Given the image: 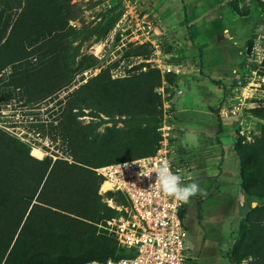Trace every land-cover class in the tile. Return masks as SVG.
<instances>
[{"label": "trees", "instance_id": "trees-1", "mask_svg": "<svg viewBox=\"0 0 264 264\" xmlns=\"http://www.w3.org/2000/svg\"><path fill=\"white\" fill-rule=\"evenodd\" d=\"M2 7L0 16L13 8L19 13L0 44V70L7 66L12 69V80L8 82L11 89L2 94L0 101H9L14 93L20 94L17 98L23 97L25 104L40 101L65 86L71 79L66 62H73L79 55L84 40L91 35L98 39L114 22L112 19L105 25L86 28L79 37V29L68 24L76 17L71 0H6ZM232 9L239 13L236 5ZM32 38L39 40L25 46ZM259 73L264 74V55ZM101 74L93 83L81 84L66 96L61 108L49 113L48 125L61 133L71 161L52 160L49 156L36 159L28 154L25 144L0 130V264H81L124 254L110 236L111 243L102 240L82 250L75 247L74 253L59 251L57 245L66 238L54 236H78L83 228L76 225H89L115 214L97 193L100 177L95 167L148 155L156 149L158 135L152 136L151 131L160 122V112L154 105L158 96L154 92L151 105L146 99V81L151 75L149 88L159 86L158 70L149 68L131 78L114 80ZM252 112L264 119V106ZM83 116L89 119L82 121ZM109 121L121 126L111 124L99 130ZM258 139L252 147L235 149L239 185L248 199V211L239 224L240 237L229 251L234 264L248 257L247 264H264V204L250 206L251 196L264 197V130ZM243 152L254 155L252 186L243 167ZM105 196L126 205L118 192H106ZM191 199L199 221L201 197ZM186 204L179 209L180 218Z\"/></svg>", "mask_w": 264, "mask_h": 264}, {"label": "rangeland", "instance_id": "rangeland-1", "mask_svg": "<svg viewBox=\"0 0 264 264\" xmlns=\"http://www.w3.org/2000/svg\"><path fill=\"white\" fill-rule=\"evenodd\" d=\"M136 1L143 9L149 12L150 17L155 24V16L157 15L160 17L164 7L157 6L154 8L152 1L150 0ZM71 2H74L75 4L74 14L76 17L74 20H69L68 24L75 26L76 29H79V37L85 34L84 32H86V28H91L96 24H99V26L105 25L112 19H114V22L110 24L107 32L98 39H96L95 35H91L84 40L79 48V55L73 62H66L65 68L69 71L71 79L65 86L40 101L30 103L27 102L25 104L23 102V97L19 99L17 96L20 94L16 95L15 93L9 101H0V130L2 133L25 144L29 149L28 154L40 160L45 156L50 157V155L57 153L65 154L67 152L65 140L63 139L61 133L51 129L48 122L50 118L49 113L52 110L61 108L68 94L78 88L81 84L86 82L93 83L99 77L100 72H102L101 75L103 77L108 75L110 80L123 77L131 78L139 72H145L149 68L152 69V66L157 63L156 55L153 53L155 44L143 40L141 38V34L136 35V29H132V31H135L132 32L130 28L126 27L123 21H118L124 9L125 2L123 0H71ZM237 2L241 3V6L239 8L237 7L239 13L247 12L249 10V6L253 7V16L255 20L253 23L251 22L250 31L256 29L258 32L264 34V27H259L264 24V3L258 2V0L228 1L229 4L236 6ZM5 3L6 0H0V8L2 6V8H4ZM18 13L19 9L13 8L3 11L0 16V44L5 41ZM178 19L179 21L182 19L180 13ZM116 23L117 25H115ZM170 34L171 33L164 35V38L162 36L158 37L159 41L156 43L161 48V52L177 53L181 60H186L193 66L197 65V54L196 50L192 48L193 46L182 48L184 43L182 42L183 39L180 38L179 33L175 34L177 37L173 36L171 42H169L168 40L170 36H172ZM234 39L236 41L239 40V38ZM38 40L39 38H32L24 44L25 46H32ZM263 42L264 40L261 39L259 44H263ZM75 43L76 42H73L72 44L74 45ZM235 43L232 42V40H224L222 42V40H217L216 37L203 40L202 45L200 47L198 46V49L203 51V63H207L205 61L206 54L214 51H216V53L221 52L222 55L224 54V57L228 59L233 55L232 53L239 48V45ZM195 47H197V45H195ZM234 55L239 57L237 53H234ZM162 58L165 60L168 57ZM239 64L240 68H242L243 61L241 60ZM18 66H20V64ZM250 67L256 66L255 64H252ZM11 71V66H7L0 70V98L4 92L11 89V85L9 84L10 80H12L10 76ZM187 75L190 77H198L201 76V73L199 70H196L194 72L187 73ZM147 79L148 81L146 82L148 87L146 91V99L150 101L151 105H153V98L156 93L155 95L158 96V101H155L154 105L156 104L157 110L160 112V119L162 118L163 109H167V106H164V104L167 103L169 105L168 110L171 111L173 121L175 120L174 125L180 128V130L177 131L173 128L170 137L167 139L170 155L177 160H186L191 167L204 169L207 166L215 164L218 168L217 162H213V160H218V158L221 160L223 159L225 144L232 146L236 155V146L239 148L252 147V144L260 136L261 131L263 132L264 130V119L255 116L252 112L253 109H247L243 112L242 125L244 127L248 126L247 132L249 131L253 141L246 140L243 135L238 136L236 129L237 114L230 115L226 109L220 107L219 108L222 109V112H226L224 113L225 116L223 115L221 117L218 113V106H221L220 94L217 106H215V111L217 112L210 113L209 117L206 118L207 121L202 123L205 128V133H195L193 135L186 130L184 125H182L181 118L183 119L188 117V119H197L196 122L198 123L200 116L197 118L196 113L198 111L194 113L195 111L192 112L191 110H188L190 106H185L184 98H186L185 94L187 93L185 92L184 84L186 83L183 81V78H177L169 75L167 76V84H164L162 88H160L162 82L160 76L159 86L155 88L152 86L151 89L149 86L153 82V77L149 75ZM231 80L232 78L229 81H226V83H229ZM174 83L176 84L174 88L172 86H168ZM220 83L222 85L225 82ZM203 103V101H200L199 103L197 102V108L195 109L204 110V107L202 106ZM84 111L86 112L88 110L84 109ZM188 111L191 114H186ZM200 114H202V112ZM249 115H251V118H249ZM80 119L82 121H87L89 118L87 116H83L80 117ZM111 124H115V127L121 126V123L119 122L115 123L113 121H109L102 123L99 130H101L103 126H110ZM222 131L225 132L224 135H220V132ZM151 133L152 136L155 133L158 135V140L156 142L157 147L158 141L161 139L159 131H157V127H154ZM245 135H247V133ZM241 140L243 143H241ZM31 147L38 148L42 151L40 158L32 154ZM255 165L253 152H250L249 155L245 154L243 167L245 173L249 177H251L250 173L254 172L252 169H254ZM235 180H238L240 184L241 178L239 175V168L238 175ZM248 183L249 186L254 184L252 177ZM231 184L232 183H227V186L221 188L224 207L222 209L211 208L210 210L213 211H210L207 215L204 213V216H201L199 212V221L196 219L193 204L189 205L187 202L184 206L187 211L185 215L183 214L181 217V221L189 237L188 244L190 247L189 259L186 264H234L231 261L229 251L233 247L235 240L240 237V234H238V228L241 220L248 211V199L246 198L243 190L244 195L240 193L237 186H229ZM234 187H236V189ZM101 196V200L103 198H107L105 194ZM244 196L245 200L242 199ZM112 200L116 205H121L116 202L115 197H113ZM250 200L251 202H254V205L251 207L264 204V197L251 196ZM31 203H33V200ZM99 221L100 220L90 222L89 225H76L83 228L81 234L78 236H70L69 234L67 236H64V234L54 235L55 238H66L62 244L57 245L59 251L74 253L75 247H77L78 250H82L88 246L96 245L102 240L111 243V239L107 237L105 230L97 226ZM209 234H212L211 236L215 245L212 248H209V246L204 248L205 246L203 247L202 241L204 237H207ZM72 238L74 240L70 241ZM70 246L72 247L70 248ZM249 259L250 257L241 260L239 264H247Z\"/></svg>", "mask_w": 264, "mask_h": 264}, {"label": "built area", "instance_id": "built-area-1", "mask_svg": "<svg viewBox=\"0 0 264 264\" xmlns=\"http://www.w3.org/2000/svg\"><path fill=\"white\" fill-rule=\"evenodd\" d=\"M123 1L124 9L118 21H123L131 31L136 29V35L141 34L143 40L155 44L153 53L156 55L157 63L152 67L160 73L162 80L160 88L167 84L165 77L168 75L185 78L187 73L197 70L191 63L181 60L177 53L161 52V48L156 43L159 41L158 37L152 33L154 23L149 12L136 0ZM257 34L260 40H264L263 33L257 32ZM263 55L264 42L263 44L252 43L250 46L244 45L242 68L237 69L232 80L220 89L221 106H218V113L223 116L226 113L220 109L223 108L230 115L237 114V134L243 135L248 141L253 139L249 131L247 132L248 126L242 125L243 112L264 106V74L259 73L258 68ZM162 57L168 58L163 60ZM252 64L256 67H250ZM175 85L174 83L168 86L174 88ZM164 106H167V109H163L162 118L157 126L161 139L153 153L106 163L94 168L100 177L97 193L103 195L106 192H118L126 201V205L119 206L113 202L112 198H103L102 201L113 208L115 214L101 219L97 224L105 230L107 236L114 239L117 247L124 254L115 258L90 259L81 264H186L189 259V237L179 216V209L186 203L178 202L160 192L154 183L155 173L152 174L151 179L142 177L140 176L141 166L137 164V162L141 163L144 166L143 171H148L155 166V162L167 159L172 171L182 177V183L188 184L191 181L189 163L184 159L177 160L170 155L167 139L173 128L175 131L180 128L174 125L175 120L173 121L171 111L168 110L169 105L165 103ZM241 143H243L242 140ZM50 157L52 160L71 161L66 153H57ZM102 185H105V188H101Z\"/></svg>", "mask_w": 264, "mask_h": 264}, {"label": "crops", "instance_id": "crops-1", "mask_svg": "<svg viewBox=\"0 0 264 264\" xmlns=\"http://www.w3.org/2000/svg\"><path fill=\"white\" fill-rule=\"evenodd\" d=\"M144 1V0H143ZM152 5L155 7L162 6L164 10L161 16L156 17V22L152 33L164 38V35L171 33L169 42H171L173 36L177 37L179 33L180 38L185 40L182 42V48L191 47L196 50L197 54V65H194L197 70L200 71L201 76H186L183 81L186 83L185 92L187 94L185 99V106L190 108L192 112L195 111L197 118L200 116V120L197 123V119L181 118L182 125L186 127V130L191 134L195 133H205L204 125L202 123L207 121L209 114L215 111V106L219 101L221 94V86L226 84L235 76V71L240 68L239 62L242 60V49L244 45L250 46L252 43L259 44L261 40L258 37L257 30H251V22H254L253 7L249 6L247 12L236 13L232 9V5L228 3L229 0H150ZM241 3L237 2V7L239 8ZM150 11V9H149ZM179 13L182 19L179 21ZM155 19V18H154ZM259 27H264L262 24ZM258 27V28H259ZM216 37L217 40H224L236 42L239 48L233 52L228 59L224 57L222 53L208 52L206 54L205 61L203 63V51L198 49L202 45L203 40ZM234 38H239L236 41ZM260 41V42H259ZM193 43V44H192ZM241 44V48H240ZM197 45V47H195ZM237 53L239 57L235 56ZM167 54H172L167 53ZM227 55V54H225ZM219 81V82H218ZM220 82H225L221 85ZM203 101L204 110L195 109L197 108L196 103ZM202 112V114L200 113ZM186 114H191L189 111ZM195 116V117H196ZM202 116V117H201ZM222 117V116H221ZM212 123V122H211ZM224 135L225 132H220V135ZM227 143V142H226ZM225 147V148H224ZM224 155L221 160H213L217 162L218 168L214 165L207 166L206 168H196L191 167V181L194 180L198 183L199 187L203 190V194H197L195 197H201L200 204V215H207L211 208L224 207L222 200L221 188L227 186V183H232L229 186H237L240 193L244 195L242 189L240 188L238 180H235L238 175V158L234 153L232 146L228 144L224 145ZM236 189V187H234ZM191 199V198H190ZM245 200V196L242 198ZM192 199L188 204L192 205ZM184 209V215L186 213ZM212 235V234H211ZM210 234L204 237L202 245L204 248L209 246L213 247L215 243L213 242L212 236ZM220 245V244H218Z\"/></svg>", "mask_w": 264, "mask_h": 264}, {"label": "clouds", "instance_id": "clouds-1", "mask_svg": "<svg viewBox=\"0 0 264 264\" xmlns=\"http://www.w3.org/2000/svg\"><path fill=\"white\" fill-rule=\"evenodd\" d=\"M141 166L140 176L148 177L151 179L152 174L155 173V184L160 192L174 198L178 202L187 203L190 198L197 194H203V190L199 187L196 181L184 184L182 183V177L174 173L171 169L170 162L167 159H161L155 162V166L148 171H143L144 166L137 162ZM127 165H125L126 167ZM121 171V166L119 165Z\"/></svg>", "mask_w": 264, "mask_h": 264}, {"label": "bare ground", "instance_id": "bare-ground-1", "mask_svg": "<svg viewBox=\"0 0 264 264\" xmlns=\"http://www.w3.org/2000/svg\"><path fill=\"white\" fill-rule=\"evenodd\" d=\"M31 149H32V154H33L34 156H36V157H38V158L41 157V155H42V151H41L40 149H38V148H33V147H31ZM101 188H105V185H102Z\"/></svg>", "mask_w": 264, "mask_h": 264}, {"label": "water", "instance_id": "water-1", "mask_svg": "<svg viewBox=\"0 0 264 264\" xmlns=\"http://www.w3.org/2000/svg\"><path fill=\"white\" fill-rule=\"evenodd\" d=\"M253 205H254V202H251V203H250V206H253Z\"/></svg>", "mask_w": 264, "mask_h": 264}]
</instances>
